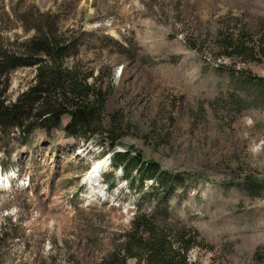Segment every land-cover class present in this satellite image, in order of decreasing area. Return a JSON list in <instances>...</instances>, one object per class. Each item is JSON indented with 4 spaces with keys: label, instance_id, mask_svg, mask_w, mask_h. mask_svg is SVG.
<instances>
[{
    "label": "rangeland",
    "instance_id": "1",
    "mask_svg": "<svg viewBox=\"0 0 264 264\" xmlns=\"http://www.w3.org/2000/svg\"><path fill=\"white\" fill-rule=\"evenodd\" d=\"M48 13L77 38L65 65L103 69L104 126L87 139L65 134L67 115L58 129L0 127L2 173L17 176L0 183V264H98L137 212L197 231L193 264H264V63L215 46L221 30L257 34L264 0H0V48L19 53ZM35 72L11 69L0 97L14 102ZM111 139L182 184H130Z\"/></svg>",
    "mask_w": 264,
    "mask_h": 264
},
{
    "label": "trees",
    "instance_id": "2",
    "mask_svg": "<svg viewBox=\"0 0 264 264\" xmlns=\"http://www.w3.org/2000/svg\"><path fill=\"white\" fill-rule=\"evenodd\" d=\"M33 28L36 34L22 43L19 53L0 48V78L18 66L36 68L34 83L14 102L7 103L0 97V127H21L27 133L36 128L58 129L61 117L67 115L69 121L62 127L65 134L84 139L97 136L104 126L108 95V87L97 82L103 69H97L94 75L92 70L83 73L78 63L65 65L66 58L77 52V38L64 37L57 18L51 13L37 21ZM256 33L244 27L236 34L223 35L221 30L215 39L219 56L264 63V22ZM246 78L253 77L248 74ZM256 85L264 88L259 81ZM107 145L114 153L110 161L112 167L122 169L130 184L136 182L142 186L146 180L153 181L156 187L152 195L170 192L182 184L179 175L172 178L157 163H144L140 154L116 151L113 139ZM7 236L0 233V245ZM197 236L195 230L160 223L151 213L137 212L122 238L113 243L98 264H126L129 258L134 259V264H193L188 254L197 245Z\"/></svg>",
    "mask_w": 264,
    "mask_h": 264
},
{
    "label": "bare ground",
    "instance_id": "3",
    "mask_svg": "<svg viewBox=\"0 0 264 264\" xmlns=\"http://www.w3.org/2000/svg\"><path fill=\"white\" fill-rule=\"evenodd\" d=\"M103 165L100 161L93 164V169L89 171L88 178L92 179L93 181H97V171H99L100 168H102ZM1 179V178H0ZM91 180V181H92ZM4 182V181H3ZM7 182V181H6Z\"/></svg>",
    "mask_w": 264,
    "mask_h": 264
}]
</instances>
